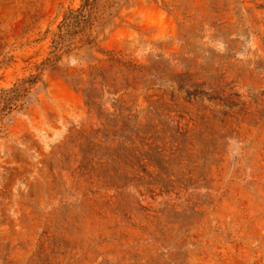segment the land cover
<instances>
[{"label":"rangeland","instance_id":"374dc122","mask_svg":"<svg viewBox=\"0 0 264 264\" xmlns=\"http://www.w3.org/2000/svg\"><path fill=\"white\" fill-rule=\"evenodd\" d=\"M0 90V264H264V0H0Z\"/></svg>","mask_w":264,"mask_h":264},{"label":"trees","instance_id":"16d2710c","mask_svg":"<svg viewBox=\"0 0 264 264\" xmlns=\"http://www.w3.org/2000/svg\"><path fill=\"white\" fill-rule=\"evenodd\" d=\"M22 82L23 84H26V88L24 89H29L34 84V81L32 79H29L28 81H22ZM17 87H15L14 90H16ZM8 92L9 91L7 90H0V100L3 102V109L8 108V103H7Z\"/></svg>","mask_w":264,"mask_h":264}]
</instances>
